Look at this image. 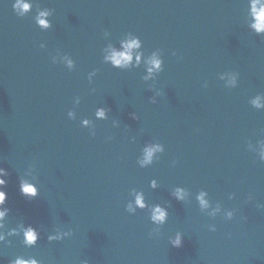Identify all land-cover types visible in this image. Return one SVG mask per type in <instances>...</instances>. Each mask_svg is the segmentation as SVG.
I'll list each match as a JSON object with an SVG mask.
<instances>
[{
  "label": "water",
  "instance_id": "95a60500",
  "mask_svg": "<svg viewBox=\"0 0 264 264\" xmlns=\"http://www.w3.org/2000/svg\"><path fill=\"white\" fill-rule=\"evenodd\" d=\"M28 2L29 13L19 17L14 0H0V167L9 173L5 230L23 221L41 235L32 248L9 237L0 262L24 255L42 264H264V208L257 207L264 205V163L248 149L264 139V109L249 102L264 96V37L246 27L247 0ZM44 8L53 10L52 27L42 31L32 17ZM127 32L146 54L161 50L155 81L142 79V66L121 71L102 63V47ZM65 54L71 71L51 61ZM230 72L239 74L231 89ZM153 84L162 93L156 103L149 102ZM97 107L110 109L106 120L94 118ZM83 118L94 136L80 126ZM146 142L164 151L140 168ZM34 175L39 194L29 200L18 177ZM176 186L186 189L183 202L170 195ZM200 190L212 208L220 206L216 216L198 208ZM136 192L167 207L152 237L147 210L125 211ZM225 209L235 210L231 220ZM54 228L71 235L49 242ZM176 232L179 247L168 242Z\"/></svg>",
  "mask_w": 264,
  "mask_h": 264
},
{
  "label": "clouds",
  "instance_id": "9594fccd",
  "mask_svg": "<svg viewBox=\"0 0 264 264\" xmlns=\"http://www.w3.org/2000/svg\"><path fill=\"white\" fill-rule=\"evenodd\" d=\"M31 7L32 5L28 2V0H14L12 5L13 11L19 17H24L27 13H29ZM52 15V9L44 8L43 10H38V14L32 17V19L35 25H38L39 29L44 31L52 27L49 20V17ZM246 16L247 29L257 36L264 37V0H247ZM103 35L107 37L110 33L105 31ZM39 47L44 48L45 45L41 43ZM172 55H176V53L173 52ZM101 59L102 63L109 65L113 69L121 71L132 70L142 66L144 72L142 79L145 81H155L156 77L163 70L161 50L155 49L146 54L143 50V43L141 39L132 32L124 33L116 43H108L104 45L101 49ZM51 61L53 64L62 63L69 71H71L75 66L74 60L67 54L60 56L59 60L53 57ZM96 74L95 69L88 72L87 79L89 84L92 83V79L96 76ZM238 75L239 74L237 72H230L227 74V86L230 89L237 86ZM202 86L207 87V82H205ZM148 90L154 91V94L149 97V102L156 103V97L162 95L161 91L159 89H154V84L149 87ZM249 102L251 106L257 110L264 109V96L256 95L251 98ZM79 103L80 98H74V105ZM108 111H110V109L97 107L94 112V118L96 120H106L108 118ZM131 116L132 119H137L135 113H132ZM67 117L68 119L73 120L75 119V113L72 110H69L67 112ZM80 126L83 128H89V134L92 136L95 135V132L91 130L94 129V125L91 120L87 118L81 119ZM248 149L256 154L260 162L264 163V139L257 140L255 147L249 143ZM163 151L164 146L161 143L146 142L140 149V154L137 157L136 163L140 168L148 167L152 165L155 160L159 159V154L163 153ZM172 163L175 164V161ZM29 168L34 171V167L32 165H29ZM8 175L9 173L6 169L0 167V244L7 245L11 242L8 239L9 237H18L24 247H35L41 234L38 229L33 227L31 224H26L23 221H20L16 223L15 227H10L5 230L6 218L10 212L9 207L6 206L7 193L4 191L7 184L6 177ZM35 181V175L31 179L24 176L18 177V191L26 199L31 200L39 194ZM149 187L155 190L158 187L157 181L155 179L150 180ZM170 195L176 201L183 202L187 192L184 187L176 186L172 189ZM207 195L208 193L206 191L200 190L194 199L200 211L204 212L212 209L208 212V214L216 216V214L220 212V206L217 205L215 208H212L211 202L206 198ZM229 199H232L231 194L229 195ZM249 199H251V197H249ZM257 207L264 208V205H257ZM137 210H147L149 213V221L152 225H154L153 230L149 232L150 237L154 236V233L158 232L160 226L164 225L168 219L167 207L162 206L159 203L148 205L144 200L142 192H136L134 194V199L130 200L125 206V211L129 214H135ZM234 211L235 210L225 209L222 213L223 218L225 220H231L234 216ZM208 230L210 232H214L216 230L215 225H208ZM70 235L71 229L61 231L59 228H54L52 232L47 235V240L49 242L60 241ZM181 241V233L176 232L171 238H169L168 242L173 247H179L181 245ZM0 264H2V262H0ZM7 264H42V262L32 256L25 257L24 255H17L8 260ZM80 264H88V261L82 260Z\"/></svg>",
  "mask_w": 264,
  "mask_h": 264
}]
</instances>
